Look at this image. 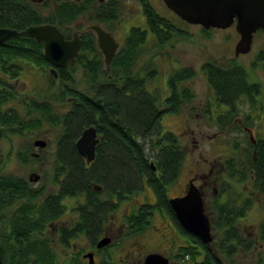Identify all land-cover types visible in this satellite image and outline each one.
<instances>
[{
	"label": "trees",
	"instance_id": "obj_1",
	"mask_svg": "<svg viewBox=\"0 0 264 264\" xmlns=\"http://www.w3.org/2000/svg\"><path fill=\"white\" fill-rule=\"evenodd\" d=\"M92 1L83 0L77 13L82 14L89 9V4ZM139 3L146 19L147 28L155 35V42L158 46L162 47L175 38L185 36L186 33L182 31L184 22L179 19L171 22L161 16L155 11L149 0H139ZM113 8V12L108 14L110 17L118 14V7L113 5ZM34 17H29V25L44 23L41 17ZM74 17L75 13L73 14L72 11L70 14L59 15L61 20L68 19V22L72 21ZM202 33L208 34L205 31ZM80 39L82 46L76 64L58 70V82H55L48 74V89H63V98L74 96L73 91L68 88H74L73 74L77 73L79 69L83 74L82 82L89 87L100 84L99 87L90 90L95 91V98H101V105H97L95 99L91 100L86 96L76 95L78 100L70 104V110L57 116L48 105L32 103L31 122L29 127H25L31 131V135H34L41 129V124L44 122L50 128L58 131L55 152L60 156L54 161L50 170L53 184H59L57 181L59 176L65 178L60 185L62 195L59 198L63 195L73 196L76 192L85 193L89 201H109L112 209L114 208L112 200L115 196L120 199L126 195L130 199L141 192L144 186L149 187L156 202L154 205L144 203L129 215L127 218L129 236L137 235L146 229L154 215L153 212L160 210L165 212L175 223L182 239L187 240V245L178 249V255L173 256L174 259L189 258L196 264H234L241 254L259 250V245L264 244V223L259 227V240L257 242L253 239L249 240L240 228L239 222L252 207L253 200L235 193L227 185L229 183H223L216 199L205 206V213L210 219L213 236V242L209 245L203 244L200 239L182 229L168 203L169 198L166 195V190L180 176L185 162V150L176 136L168 133L162 134L160 120L164 114H178L185 105L195 99L194 92L184 85L196 75L194 70L184 67L172 71L167 80L170 95L161 103L162 101L157 98V93H150L147 90V84L152 81L153 73L155 76L157 72H144V76H141L139 74L141 70L136 68L141 48L146 43V33L142 29L130 30L125 40L124 51L121 50L110 65L111 74H115L116 81L118 83L123 81L118 90L114 87L101 86L107 82L106 71L93 35L85 32ZM123 58H125L124 61ZM12 60L26 61L32 67L36 66L48 73L49 64L42 56L41 45L31 38H17L9 47L0 51L1 69H5L7 62ZM201 71L213 92L215 101L230 106L229 111L224 112L229 120L225 126L230 129L232 117L235 116V112L232 110L238 106L242 99L245 102L248 99L252 103L255 97L253 94L255 88L248 81L245 70L235 67L234 62L229 67H221L208 61L201 67ZM8 100L9 94L0 90V105L7 103ZM10 113L2 112L0 107V143L19 132L18 123H15L17 119L13 120ZM95 115L100 117L98 121L94 120ZM93 125L104 133L106 146L101 150L97 165L87 170L83 169L80 158L76 154L75 142L84 129ZM234 146L236 148L238 143ZM249 147L248 159L252 164L248 167L253 175L252 187L255 193L264 194V138L257 137L255 161L251 159L253 149L250 142ZM225 166L229 174L239 173L242 181L250 179L249 169L242 172L234 160L227 161ZM153 168L156 169V172L153 171ZM235 170L237 171L235 172ZM156 174H158V180ZM92 182L103 185L102 194H93L90 188ZM22 186L23 179L4 175L0 169V210L17 200V192L21 190ZM34 194V190L22 191V197L27 201L21 203L17 210V214L22 217L21 221L26 227V231H29V227L33 228L38 223H44L51 218L44 212L48 207L47 203L38 206L39 211L35 216L25 217L23 215L22 210L26 211L36 207L35 204H30V201L34 200ZM52 199L48 197L46 202ZM4 253L0 250L1 264H24L26 255L12 261V255L17 257V253L9 252L7 257ZM254 264H264V256L261 255L260 250L257 252Z\"/></svg>",
	"mask_w": 264,
	"mask_h": 264
},
{
	"label": "flooded vegetation",
	"instance_id": "obj_2",
	"mask_svg": "<svg viewBox=\"0 0 264 264\" xmlns=\"http://www.w3.org/2000/svg\"><path fill=\"white\" fill-rule=\"evenodd\" d=\"M82 1L83 0H0V29L15 30L17 32H22L23 30H25L30 26L51 25L58 29V31L64 36L65 40H70L74 33H79V37H81V35L85 32L91 33L94 37L95 44L97 46L96 34L92 30V27L99 26L105 32L109 33L111 37L115 40V42L118 44V49L110 65L112 64L116 56L121 52V50L124 51L123 47L125 45V40L130 30L135 28L142 29V31L146 33L145 44H147L150 40H154V42L156 41L154 37L155 35L148 30L147 25H146V29L142 27H131L126 35H124V32L122 33L121 36L117 35L116 30L118 29L121 30L122 25H124V23L122 24L121 22L122 16L120 20L119 14H117V16L114 17L112 15L110 17L108 14H111L113 12L114 10L113 5L117 6L118 1L121 2V0H93L89 4L88 7L89 9L85 10L84 13L79 14L77 12L79 10L80 3H82ZM158 4L161 12L166 14L161 16L167 18L171 22L174 21L175 19L176 20L179 19L175 14H173L171 11L166 9L164 5H162L161 3ZM71 11L73 14L75 13V17L72 18V21L68 22L67 21L68 19L64 21L63 19L61 20L59 18V15L62 16L64 13L70 14ZM141 11H142V7H141ZM155 11L158 14H160L156 9ZM30 16H35L34 18L41 17L44 23L37 25H31V24L29 25ZM184 24L185 25L182 28V31L185 32L186 34L191 26L199 27L201 32L205 31L208 32V34L210 32H213L212 29L205 30L198 25H189L186 23ZM232 29H233V33H235L233 37L239 40L238 34L235 32L234 28ZM148 34H151L153 36L149 41H147ZM21 37L24 36H20L17 38H21ZM17 38H12L3 44H0V51L6 47H9L10 44H12V42ZM37 43L41 45V53L43 58L45 59L44 46L42 43L39 42ZM254 47L256 48L254 50L255 61L251 63L250 67L255 66V71H257L258 69L264 72V34L262 33V31H258L254 34L251 50L247 54L236 55V44H235V46H233L234 57H232V59L229 62L225 64L223 63L218 64L214 60H211L212 62H214V64L219 65L221 67L222 66L229 67L232 64V62H234L235 67L238 68L240 67L245 70L248 81L252 84L253 88H255V91H253L254 92L253 94H255L254 100L252 101L251 104L249 103V107L252 110H254V108L256 109V105H258V103L260 105V101L258 100L260 99V97H262V104H263L264 88L262 83L260 84L256 83V81H258L257 77H252L251 71L249 72L248 69L242 63L239 62V59L251 53ZM98 52L100 53L99 49ZM100 56L102 57V61H103V56L101 53ZM124 59L125 58H123V61ZM45 61L49 64L48 73L37 68L36 66L33 67L37 68V72H32L34 71L32 69V66L29 65V63L26 61L17 62L16 60H12L7 62L6 67H4L5 69L0 68V82L2 83V84L0 83V90H3L7 94H9V100L7 101V103L0 105V107L2 109V112H9V113L11 112L10 114L14 118L13 120L17 119L15 120L17 121L15 123H18V128H19L18 134L13 135V137L32 136L31 131L29 129H25V127L27 126L29 127L31 122L32 103L36 105H44V104L48 105L50 109L54 112V114H56L57 116H60L70 110V104L78 100L77 99L78 97L76 95L78 96L83 95L91 100L95 99V102L99 106L102 103L101 98L99 97L95 98V91L90 90L91 88L99 87L100 84L95 85L93 87H89V85L82 82L83 74L79 69L77 70V73L73 74L74 88L73 89L68 88V90L73 91L74 96L63 98L62 97V95H64L63 89H59V90L48 89V86H46L43 80L42 74L47 76L48 74H50L52 76V79L55 82H58L59 80L58 70L66 69L68 66L63 69L57 68L54 67L46 59ZM159 61L165 62V58L162 59V56L160 54L159 55L152 54L150 58L146 61V63L140 68L141 72L139 74L141 76H144V74L149 71L157 72L155 69L156 67L155 64ZM168 62L170 65L173 66L172 60H169ZM175 62L177 63V61ZM207 62L208 61H204L203 64ZM179 68H184V67L180 66ZM105 71H106L105 77L107 82H104L103 84H101V86L114 87L118 90L122 86L123 81H121V83H118L114 78L115 74L114 75L111 74L110 68L108 72L106 69ZM25 72H27L26 74L33 73V75L36 76V80L39 78L37 77L38 75L41 76V81L44 82L45 86L43 88L37 87L33 89L18 90L17 84L19 82L24 83L22 79L26 75ZM201 73L203 74L202 71ZM151 80L153 81L155 80L154 73ZM149 84L151 85V83H148L147 86H149ZM257 95L259 98L257 97ZM197 108H200V112L202 113L201 116L202 121H200L202 123L198 124L197 126L208 124L209 126L216 127L218 130L214 132L212 135L206 133L201 135L199 134V132L197 134L195 131H192L190 129L191 122L185 119L184 133L188 134L186 140L189 139L193 143H198L197 142L198 135L203 140L204 139L211 141L219 140V137L222 134V132H224V130H227V126H225V124L227 122L229 123V120L225 116L224 112L229 111L230 106L217 103L213 97L212 99L210 98L206 99L204 103L200 102ZM176 115L179 116L180 114L178 113ZM247 118L248 117H246V119ZM99 119L100 117L98 115L94 116L95 121H98ZM187 119H189V117H187ZM245 121L246 120L243 121L242 118L236 116L233 118L231 125L229 127L230 129H233L235 127L241 128L242 131L248 134V137L250 133L249 130L251 131L255 140V142L249 140L253 149L251 159L252 161H255L257 157L255 151V148L257 146V137L253 132V130L245 125L246 124ZM91 127H93L96 131V140H97L94 149L93 160L87 162V160L77 152L75 146L76 154L78 158H80L79 160L82 163V167L83 169H87V170L88 169L90 170L97 165L99 156L101 155V150H103L105 148L104 146H106V138L104 137V133L99 131L100 129L96 128L95 125ZM53 130H54L53 128H50L46 123L43 122L41 124V129L36 131V133L33 135L32 139L34 138V140L29 141L28 139L29 143H27L28 145L26 146V148H23V151H19L15 153L16 159L20 161L19 162L20 165L32 164V166L34 167L30 168L27 174L28 175L27 178H24L25 176L24 177L22 176V178H20L23 179V186L21 190L17 192L18 194L17 200L14 201L12 204L4 207L2 210H0V250L5 252L4 253L5 257L9 256V252L12 251L17 253V257L14 254L12 255L11 257L12 261H15V259L20 258L22 255H26L25 256L26 258L24 257L25 258L23 262L24 264H118L114 262V256L115 254H118V252L121 251L124 253L126 260V261L125 260H121V261L124 264H134L133 261H130V257L132 255L134 256L133 252L134 253L136 251L139 252L140 249L143 248L144 243L137 241L129 245V247L132 245L133 247L137 248L136 250L132 249V246L131 249L129 250L124 249L127 246L125 242H127L133 237V236H129L127 218L129 217V215H131V213L135 209H138L141 205H143L144 204L143 202L141 203L138 200H134L137 205L135 208L134 203L132 202L128 203V198L126 195L120 197V199H118L115 196L112 200V204H114V208L111 209L109 201H102V202H98L95 200L89 201L85 193L79 194L78 192H76L74 193L73 196L63 195L61 198H59V196L62 195V193L60 192L61 190L60 185L63 183L65 179L64 176H59L57 178L59 184L56 185V187H54V190L50 194L46 193L47 191L46 189H44V186L38 185V183L44 180L42 170L49 163L52 166L54 161L60 156V154L58 155V153L55 152L56 144H54L55 146L54 148L51 141L49 142V140L47 139V135H49L48 131L53 132ZM56 132L58 135V131ZM161 132L162 134L163 133L173 134L172 132L165 131L163 129ZM38 141H42V142L44 141L45 146L40 147L36 145L35 143ZM236 143L240 144L238 141L234 140L233 150L232 151L230 150L229 152H227V154H223V152H221L220 154L213 152H200L199 153L200 164L198 166L197 164H195V166L197 167L195 168L194 173L184 183L178 184V186L176 184L178 183L179 179H177L174 182V184H171L177 186L180 194L170 198L184 196L188 185L192 182L196 187H202L201 191L203 193V202L205 208L207 204L209 205L211 201H214V199H216V197L219 194V190H220L219 187L223 185V181L235 187H238L239 185L243 187L252 186L253 175H252V171L248 167L249 165L252 164L248 159L250 147L248 148V150H246V152L241 153L238 151V149L234 148L235 147L234 145ZM186 158L187 157L185 151V161ZM229 160H234L242 172H245L249 169L248 172L250 174V179H248V182L250 183V185H245L244 182H246V180L242 181L239 177L240 176L239 173H232V174L228 173L225 163ZM190 170L191 168L189 169V171ZM153 171L156 172V169L153 168ZM236 171L237 170H235V172ZM33 173L39 176V179L36 182H33L34 177H31V174ZM156 179L157 180L159 179L158 174H156ZM90 188L93 194H102L104 190L103 185L101 183H95V182L91 183ZM26 189L34 190L35 192L34 200L30 201V204H35L36 207L26 211L22 210L23 215L25 217H33L37 214V211H39L38 206L39 205L42 206V204L47 203L48 207L47 208L45 207L46 211L44 212L51 216V218L47 219L46 222L38 223V225H36L33 228L29 227V231L25 230L26 227L21 221L22 217L20 214H17V210L21 206V203L27 201V199L22 197V191L25 192ZM248 189L249 191L252 190L251 188ZM253 192L255 194L254 189L250 194H252ZM48 197L49 198L51 197L53 199L46 202ZM154 204L155 203L151 205ZM155 212H157L158 215L160 214V217L162 218L160 224L168 223V225L173 228L172 230L174 231L175 229L177 230L175 223L170 219L168 215L165 214V212L160 210H155L153 213ZM177 234H179L178 230H177ZM162 237L164 238V236H161V238ZM103 239L109 240V243L103 247H98V243ZM169 241L174 242V239L169 238ZM183 242L186 243L187 240L183 239ZM153 253L161 254L162 256L167 258L169 260V264H177V262L172 261L171 258L173 257L171 256L170 258V255H168L167 257L165 256V254L159 252H153ZM173 253H175V251H173ZM148 254H145V256H143L144 255L143 250L140 251V255L143 258L141 261H139V264H143L144 258Z\"/></svg>",
	"mask_w": 264,
	"mask_h": 264
},
{
	"label": "rangeland",
	"instance_id": "obj_3",
	"mask_svg": "<svg viewBox=\"0 0 264 264\" xmlns=\"http://www.w3.org/2000/svg\"><path fill=\"white\" fill-rule=\"evenodd\" d=\"M150 1L153 7L160 13V15H166L165 13L161 12L159 8L158 3H161L163 5L160 0ZM117 4L118 14L120 15L119 19L121 20L122 16L121 22L122 24L124 23L121 30H116L118 36H121L123 32L124 35H126L131 27H142L146 29V19L142 14L141 5L139 4L138 0H121V2L118 1ZM234 34L235 33H233V29L231 28L227 30H213V32L204 35L200 31L199 27L191 26L185 36H183L182 38H175L170 43L162 47L156 45L154 40H150L153 36L151 34H148L147 41H150L141 48V54L136 64L137 69H140L152 54H160L162 56V59L165 58V62L159 61L156 64L154 63L156 66L155 69L157 71V74L154 76L155 80L150 81L151 85L149 84V86H147L150 93L154 92L155 94H158L157 98L162 101L161 103H163V100H165V98L169 95L167 80L172 71L180 69L179 67L181 66L189 67L196 73V75H194V77L187 81L185 84L186 86L190 87L192 92H194L195 99L190 104L185 106L182 111H179V116L169 113L165 114L160 120L161 128L165 131L172 132L186 151L187 158L182 168L183 171H181L182 173L178 178L179 181L176 184L177 186L180 183H184L194 173L195 168L200 164V152H213L219 154L223 152V154H227V152L233 150L234 140L240 143L235 148L238 149L239 152L244 153L249 148L248 134L238 127L233 128V130H224V132H222V134L220 135L219 140H203L198 135V143H193L189 139L186 140L188 134L184 133L185 119L191 122L190 129L192 131H195L197 134L199 132V134L201 135L205 133L212 135L218 130L216 127L209 126L208 124L197 126L198 124L202 123L200 122L202 121V113L200 112V108H197V106L200 102L204 103L206 99L213 98V92L208 85L204 75L201 73L200 68L204 66V61L214 60L218 64H225L229 62L232 57H234L233 46H235L238 40L233 37ZM256 48L254 47L251 53L239 59V62L242 63L249 72L251 71L252 77H257L258 81H256V83H262L264 88V72L258 69L257 71H255V66L250 67L251 63L255 61L254 50ZM169 60L173 61L174 67L169 64ZM175 61H177V63ZM178 63L180 66L178 65ZM32 69L34 70L32 72H37L36 67H32ZM26 73L27 72H25V74ZM37 77L39 78L36 80V76H34L33 73L26 74L22 79L24 83L19 82L17 84L18 90L33 89L37 87L43 88L45 84L46 86H48L49 80L47 75L42 74L45 84L41 81V76L38 75ZM258 100L260 101V105L258 103V105H256V109L254 108V110H252L249 107V103L251 104V102L248 101V99L247 102L243 101L242 99L239 102L238 106L234 108V110H232L233 112H235V116H233L232 119L238 116L239 118H242L243 121L246 120L245 125L253 130L256 137L264 138V99L263 104L262 97H260V99ZM187 117H189V119H187ZM246 117L248 118L246 119ZM48 134L49 135H47V139L49 140V142L51 141L54 146V144H56L55 140L57 132L54 130L53 132L48 131ZM32 137L33 135L31 137H13L11 135L9 136V138L4 139L0 143V169L2 170V174L14 176L17 178H22V176H25L24 178L28 177L27 174L30 168H33L34 166H32V164L20 165V161L16 159L15 153L23 151V148H26V146L28 145L27 143H29L28 139L29 141L34 140V138L32 139ZM195 164H197V166H195ZM50 168L51 164L49 163L42 170L44 180L38 183V185L44 186V189H46V193L48 194H50L54 190V187H56V185L52 182ZM190 168L191 170L189 171ZM223 183L227 184L224 181ZM244 183L245 185H250L248 180H246V182ZM176 185L167 187L166 195L168 198L180 194L179 189ZM227 185L230 186V189L235 191V193H240L242 196L249 197L253 200L252 207L249 209L245 217L240 220L239 226L244 231L249 240L253 239L255 242H257L259 240V227L262 223H264V194L258 192H256L255 194L254 192L250 194L253 190L252 186L243 187L239 185L238 187H235L230 184ZM248 188H251L252 190L249 191ZM134 200L149 204H153L156 201L151 189L145 186L141 192H138L137 195H134L130 199H128V203H134V207L136 208L137 205ZM161 220L162 218L160 217V214L158 215L157 212H155L150 220L149 226L141 233L134 235L130 240L125 242L127 246L124 249H131L132 245L130 247L129 245L139 241L141 243H144L143 248L140 249V251L143 250V256H145V254L153 252L165 254V256L167 257L168 255H170V258L171 256L173 257L175 255H178V249L182 246H186L187 244L183 242L182 237L177 234V230H172L173 228L170 227L168 223L160 224ZM161 236H164V238H161ZM169 238L174 239V242L169 241ZM259 246L260 253L264 256V244L262 243ZM132 249L136 250L137 248L132 246ZM259 250H255L251 253L241 254L236 259L234 264H254L257 252H259ZM140 251H136L135 253L133 252L134 256L132 255L130 257V261H133L134 264H139V261H141L143 258L140 255ZM173 251H175V253H173ZM171 259L173 262H177V264H196L189 258L184 260L177 258ZM121 260H125V256L124 253L120 251L118 252V254H115L114 262L118 264H124Z\"/></svg>",
	"mask_w": 264,
	"mask_h": 264
},
{
	"label": "water",
	"instance_id": "obj_4",
	"mask_svg": "<svg viewBox=\"0 0 264 264\" xmlns=\"http://www.w3.org/2000/svg\"><path fill=\"white\" fill-rule=\"evenodd\" d=\"M166 9L175 14L181 21L189 25H198L205 30H227L234 28L239 36L236 43V55L247 54L251 50L253 36L256 32L264 34V0H160ZM96 34L97 47L103 56L104 67L109 71L110 63L118 49V44L99 26L92 27ZM20 36L34 39L44 46V57L54 67L73 66L81 49L79 33H74L70 40H65L58 29L51 25L30 26L22 32L0 29V44ZM249 140L255 142L249 130ZM97 143L96 131L93 127L85 129L75 146L77 152L90 162L94 158ZM40 147L45 142L35 143ZM33 182L39 179L35 173ZM99 188V187H98ZM100 189V188H99ZM202 187L192 182L188 185L184 196L170 198L168 203L179 225L209 245L213 242L211 222L205 213ZM109 240L103 239L98 247H103ZM143 264H169V260L158 253L146 255Z\"/></svg>",
	"mask_w": 264,
	"mask_h": 264
}]
</instances>
